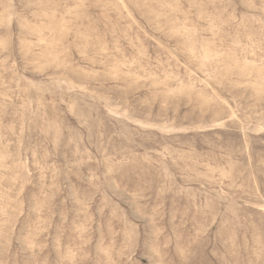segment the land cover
I'll return each mask as SVG.
<instances>
[{"label":"rangeland","instance_id":"rangeland-1","mask_svg":"<svg viewBox=\"0 0 264 264\" xmlns=\"http://www.w3.org/2000/svg\"><path fill=\"white\" fill-rule=\"evenodd\" d=\"M0 264H264V0H0Z\"/></svg>","mask_w":264,"mask_h":264}]
</instances>
